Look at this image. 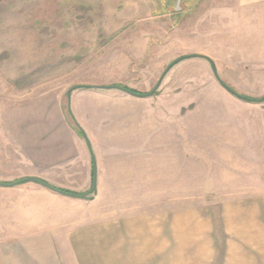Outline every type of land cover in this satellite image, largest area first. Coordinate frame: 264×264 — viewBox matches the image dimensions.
<instances>
[{"label":"rangeland","instance_id":"374dc122","mask_svg":"<svg viewBox=\"0 0 264 264\" xmlns=\"http://www.w3.org/2000/svg\"><path fill=\"white\" fill-rule=\"evenodd\" d=\"M176 1L0 0V181L33 176L86 194L35 182L0 186V264H225L223 200L172 197L180 184L168 181L169 146L187 128L239 127L249 131L247 146L264 148V102L230 93L205 58L215 57L218 76L239 94L264 96V16L239 23L217 0H182L180 11ZM224 40L235 48L217 45ZM198 49L228 54H190ZM183 56L144 99L90 89L149 93ZM80 84L95 86L73 90L68 102ZM71 109L96 166L108 147L160 173L145 208L111 183L89 193L93 177L85 180L88 157L71 135L80 134ZM154 110L156 126L147 116Z\"/></svg>","mask_w":264,"mask_h":264},{"label":"crops","instance_id":"0c3cea01","mask_svg":"<svg viewBox=\"0 0 264 264\" xmlns=\"http://www.w3.org/2000/svg\"><path fill=\"white\" fill-rule=\"evenodd\" d=\"M217 2L216 4L221 7L234 8L235 19L238 17L236 20L233 19L234 22L250 23L253 17L264 16V0H217ZM222 13L227 15V12ZM219 14H221L220 11ZM221 19L224 23L223 16ZM175 33L177 34V32ZM236 33L240 34L239 31ZM244 33L243 35L240 34L239 38H242L241 36L245 37L246 34ZM150 40V37H148L147 45H150ZM217 45L222 48H235V43H228L226 40ZM190 52L191 55L204 56L228 54V51L205 49ZM239 53L241 52L239 51ZM204 56L198 57L204 58ZM205 58L213 70L210 60L215 63V66L218 64L217 60L215 57ZM146 84L150 86L151 82ZM89 86L94 87L95 85ZM90 89L103 92L113 100L125 98L136 100L148 97L130 94L116 87H107L104 90ZM142 90L145 92L148 88ZM71 113L75 118L72 109ZM147 116L153 117L151 119L156 126L157 111L154 110L153 114ZM235 130L237 131L235 132ZM71 131V135L89 159H87L86 164L87 174L85 180L86 177L90 176L94 178L95 170L92 158L94 152L88 146L86 139L75 130L71 129ZM193 131L187 128L181 137L175 134L177 141L171 142L169 146L172 153H170V178L168 181L180 184V190H178L180 194H175L172 197L223 200L218 208V216H223L225 223L224 229L219 228V231L223 230L228 235V239H224L225 242L220 244L224 248L223 262L225 264H264V148H261L263 145L259 146L261 149L247 146L244 141L249 137V131L239 127L235 129L202 128L201 133ZM194 135H200L201 141L198 142L199 137H194ZM101 152L102 160L97 161L96 166L97 184L98 182L111 183L114 191H124L123 195L128 200H141L143 203L140 207L145 208V199L147 196L153 198L157 196L156 184L157 181H162L156 177V174L157 176L160 175L157 169L146 172L147 165L145 162H138L137 160L127 162L126 159H120L116 154L117 150L114 148L108 149L107 147ZM63 166L65 167V165ZM138 184L143 185L145 189L140 190ZM189 184H194V187ZM137 203L136 201V205H138ZM133 220L135 221V217ZM134 221L131 223H134ZM221 236L222 233L218 234L219 241H221Z\"/></svg>","mask_w":264,"mask_h":264},{"label":"water","instance_id":"95a60500","mask_svg":"<svg viewBox=\"0 0 264 264\" xmlns=\"http://www.w3.org/2000/svg\"><path fill=\"white\" fill-rule=\"evenodd\" d=\"M181 3H182V0H177L176 1V6H175V10H178L180 11L182 8H181ZM186 57H190V56H186ZM183 58H179V60H176L174 62H172V64H170V66L167 68V70H165V72L162 74V76L160 77L158 83L156 84L155 88L147 93V94H138V96H150L152 94H154L156 92V90L159 88L163 78L165 77L166 73L168 72V70L173 66L175 65L177 62H179L180 60H182ZM211 61V64H212V67H213V70L217 76V79L219 80V82L230 92L233 94V90L228 86L226 85L221 79L220 77L218 76V73H217V69H216V66H215V63ZM83 87H92V86H89V85H84V84H80V85H75L73 87H71L67 93L68 95V102H70V98H71V92L75 89H78V88H83ZM108 87H116V86H108ZM116 88H119V87H116ZM120 89V88H119ZM122 90V89H121ZM130 94H134L133 92H128ZM90 148L91 147V144L89 142V140L87 141ZM94 163H95V173H94V178H93V185H92V188L90 189L89 193H93L96 188H97V175H96V160H95V157H94ZM25 182H35V183H38V184H41L42 186L48 188V189H51L53 191H56L58 193H61L63 195H66V196H71V197H77V198H85L86 194H78V193H72V192H66L64 190H60L54 186H52L51 184H49L48 182L42 180V179H39L37 177H33V176H29V177H25V178H21L15 182H1L0 181V186L2 187H11V186H15L17 184H21V183H25Z\"/></svg>","mask_w":264,"mask_h":264},{"label":"trees","instance_id":"16d2710c","mask_svg":"<svg viewBox=\"0 0 264 264\" xmlns=\"http://www.w3.org/2000/svg\"><path fill=\"white\" fill-rule=\"evenodd\" d=\"M192 56H200V55H192ZM186 56H183L182 58H185ZM116 87H119L120 89H122L123 91H126V92H133L135 93V95H138V94H144L136 89H133V88H130L126 85H115ZM232 89V88H231ZM233 90V95L241 98V99H244L246 101H250V102H264V96L260 97V98H252V97H249V96H245V95H242V94H239L238 92H236L234 89ZM71 117L74 121V123L76 124V127L78 129V132L88 141V137L85 133V131L81 128V126L77 123V121L75 120V118L73 117V115L71 114ZM57 188V187H56ZM60 190H64L66 192H71L69 190H65V189H61V188H58ZM72 193H75V192H72Z\"/></svg>","mask_w":264,"mask_h":264}]
</instances>
